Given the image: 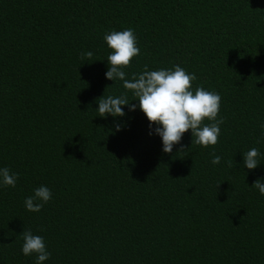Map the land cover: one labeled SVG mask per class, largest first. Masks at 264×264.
Here are the masks:
<instances>
[{"label": "trees", "instance_id": "16d2710c", "mask_svg": "<svg viewBox=\"0 0 264 264\" xmlns=\"http://www.w3.org/2000/svg\"><path fill=\"white\" fill-rule=\"evenodd\" d=\"M127 28L140 54L126 79L179 65L219 93L216 145L189 130L165 153L139 107L98 115L102 96L139 104L105 76L104 35ZM262 123L264 0H0V168L19 174L0 187V264H36L24 229L44 238L43 264H264ZM41 185L52 199L28 211Z\"/></svg>", "mask_w": 264, "mask_h": 264}, {"label": "clouds", "instance_id": "9594fccd", "mask_svg": "<svg viewBox=\"0 0 264 264\" xmlns=\"http://www.w3.org/2000/svg\"><path fill=\"white\" fill-rule=\"evenodd\" d=\"M104 40L112 52L107 56L108 70L105 73L107 79L123 81V87L131 90L134 99L139 104L130 103L126 94L118 97L109 95L107 98H98V115L100 117H122L126 115L122 106L127 105L129 111L137 107L146 115L149 121V134L159 135L162 139L163 151L172 153L173 147L180 144L184 133L191 130V144L208 147L218 143L221 133L220 125L224 123L223 117L218 118L221 96L214 91L197 87L192 89V82L197 79L194 73H188L179 65L173 69H159L155 71L145 70L139 74H132V79H126L124 68L131 66L132 59L140 54L137 46V37L131 28L123 31H111L104 35ZM93 53L88 51L81 54L82 60H91ZM132 99V100H134ZM205 120L210 123H205ZM156 125L153 129L152 126ZM261 136L264 137V123L260 125ZM120 130V126H116ZM258 143L260 140L257 141ZM184 150L181 145L179 151ZM212 164H219L221 157L212 154ZM260 152L257 148H251L243 153V164L252 170L260 164ZM194 164V163H193ZM233 167L232 161L228 162ZM191 173V172H190ZM190 175V174H189ZM19 174L12 173L7 167L0 168V187H15ZM264 195V183L257 178L251 185ZM52 199V192L47 186L41 185L34 189L33 195L24 201L28 211L39 212L44 204ZM42 230V229H41ZM23 245L21 248L25 256L36 254V264H43L51 253L47 250L44 238L35 235L30 229L21 232Z\"/></svg>", "mask_w": 264, "mask_h": 264}]
</instances>
